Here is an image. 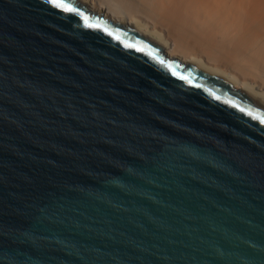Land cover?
<instances>
[{"label":"water","instance_id":"1","mask_svg":"<svg viewBox=\"0 0 264 264\" xmlns=\"http://www.w3.org/2000/svg\"><path fill=\"white\" fill-rule=\"evenodd\" d=\"M0 264H264V104L76 0H0Z\"/></svg>","mask_w":264,"mask_h":264},{"label":"bare ground","instance_id":"2","mask_svg":"<svg viewBox=\"0 0 264 264\" xmlns=\"http://www.w3.org/2000/svg\"><path fill=\"white\" fill-rule=\"evenodd\" d=\"M264 104V0H76Z\"/></svg>","mask_w":264,"mask_h":264},{"label":"rangeland","instance_id":"3","mask_svg":"<svg viewBox=\"0 0 264 264\" xmlns=\"http://www.w3.org/2000/svg\"><path fill=\"white\" fill-rule=\"evenodd\" d=\"M88 8V7H87ZM90 11V10H89ZM92 13V12H91Z\"/></svg>","mask_w":264,"mask_h":264}]
</instances>
